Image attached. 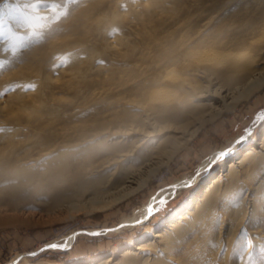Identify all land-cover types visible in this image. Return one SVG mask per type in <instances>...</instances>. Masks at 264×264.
<instances>
[{
	"label": "rangeland",
	"instance_id": "rangeland-1",
	"mask_svg": "<svg viewBox=\"0 0 264 264\" xmlns=\"http://www.w3.org/2000/svg\"><path fill=\"white\" fill-rule=\"evenodd\" d=\"M145 1L76 0V3L64 4L61 8L37 10L31 13L25 25L10 11L25 0H0V264H7L16 255L29 252L35 254L16 264L99 263L111 255H116L122 264H210L207 258L197 260L202 246L195 235L187 234L167 254L158 247L152 250L154 242L157 243L153 233L190 207L196 193L222 168H228L231 159L218 160L200 172L205 160L239 134L251 132L252 141L242 147L236 159L255 137L257 141L261 140L264 88L243 101L235 111L207 124L139 192L105 210L90 213L87 208L74 206L87 183L101 187L110 184L115 178L114 170L119 171L118 177L124 176V170L140 160L134 156L122 167L118 161L109 166L107 161L117 157L122 150L130 149L136 137L114 132L125 128L124 122V125L115 123L112 130L103 128L107 127L104 122L114 115L119 118L126 114L125 108L120 104L118 109L115 102L125 101V93L128 94L125 89L123 97L113 98L115 93L109 92L105 80L111 75L117 81L121 71L127 76L132 66L129 59L117 52L119 48L128 49L129 45L116 47L110 43L118 33L125 40L133 41L138 30L137 26L126 27L120 18L116 19L117 14L119 10L127 12L137 6L139 10H135L142 12ZM46 2L63 3V0ZM89 16L91 23L90 19L87 21ZM21 37L25 38L23 43H27V48L21 47ZM109 101H112L111 107ZM136 113L133 116L137 124L145 126L140 110ZM158 116L155 119L160 121ZM197 174V182L158 201L147 222L123 225L125 217L142 215L145 206L159 191L169 189L183 177ZM250 177H255V182L263 180L264 184V174H248L249 182L253 179ZM87 193L90 195V190ZM255 193L264 194V190H255L253 185L246 190L243 197L248 195L249 199L245 198L241 203L240 215L235 222L227 224L225 216L218 220L221 225H216L218 221L214 224L209 235L205 231L197 232L200 239L204 237L203 242L213 240L207 242L211 246L205 247L209 251L203 249L201 255L221 253L229 238L230 246L234 244L233 247L237 245L240 249L241 258L252 256L258 261L264 250V203L256 205L250 200ZM255 206L257 215L252 213ZM73 233H79L73 247H46L53 241L64 243ZM213 236H217V242ZM139 243L147 244L141 253L144 258L141 254L123 257L126 248Z\"/></svg>",
	"mask_w": 264,
	"mask_h": 264
},
{
	"label": "bare ground",
	"instance_id": "bare-ground-1",
	"mask_svg": "<svg viewBox=\"0 0 264 264\" xmlns=\"http://www.w3.org/2000/svg\"><path fill=\"white\" fill-rule=\"evenodd\" d=\"M115 6L117 8L118 5ZM141 7L144 9L142 12L130 8L127 12L119 10L117 14L116 19L120 18L126 27L137 26L138 30L135 31L137 38L133 41L125 40L118 33L113 36L116 39L110 43L111 46L120 45L118 47L123 44L129 45L128 49L119 48L117 52L129 59L132 66L129 73L127 71V76L122 75L123 71L120 72V80L117 78L116 81L111 75L105 80L109 92L117 95L113 94L114 97L111 95L113 98L123 97L125 89L128 90V94L125 93L127 102L122 99L117 102L113 100V103H118L117 107L121 104L120 107L125 108L123 112L126 114L119 118L118 115H114L104 122L107 127L103 128L112 130L115 123L124 125L122 124L124 122L126 127L113 129L114 132L136 137L130 149L122 150L117 157L107 161L109 166L114 161H118L122 163L120 165L122 167L134 156L140 160L138 164L124 170V176L118 177L116 173L119 171L114 170L113 182L103 187L88 185L86 182L83 192H80L81 197L77 198L74 206L77 209L87 208L90 213L102 208L108 209L107 207L142 190L160 168L198 136L207 124L235 111L243 101L249 100L264 88V0H146ZM89 17L86 18L87 21L90 19L91 23L92 17ZM109 102L111 107L112 101ZM135 110H140L146 122L145 126L137 124L133 116ZM156 115H159L160 121L155 119ZM170 132L171 135L161 136ZM261 137L259 141L255 137L253 143L241 151L240 157L236 159L235 156L242 147L252 141L249 134H239L232 142L222 146L217 153L202 163L200 172L206 171L218 160H225L227 157L231 159L227 163L228 168H222L196 193L190 207L181 211L179 216L169 221L165 227L153 233L157 243L154 242L152 250L158 247L168 254L172 248L174 249V245L178 241L181 242L188 234L198 237V242H201L203 247L200 246L202 250L197 253V260L203 257L207 258L210 264L214 262L254 264V259L250 260L249 256L245 259L241 258L240 249L237 245L233 247L234 244L230 246L228 237L225 238L227 240L221 253L206 251L207 255H201L203 249H207L206 246H211H208L207 242L209 244L213 240L208 238L210 242L208 240L203 242L204 237L200 239L201 235L199 237L197 232L205 231L206 235H209L214 224L225 216L228 218L227 224L235 222L240 215L238 210L241 203L248 198V195L245 197L243 195L251 185L255 190L262 189L263 192V180L255 182L256 176L250 177L253 178L250 182V179H247L248 174L249 176L264 174V132ZM221 152L227 154L222 159H215ZM198 179V174L193 177H183L169 189L159 191L145 206L142 215L125 217L122 221L123 225L147 222L152 217V209L158 201L175 195L178 190L197 182ZM89 190L90 195L87 193ZM250 193L252 195V190ZM253 196L250 200L256 205L264 203L263 193H255ZM254 212L257 215L256 206L252 213ZM255 215L251 216L255 217ZM218 222L219 224L216 225H221V222ZM79 233L66 237L64 243L53 241L46 247L55 244L58 246L56 248L69 249L76 243ZM214 241L217 242V239ZM146 246L147 244L139 243L126 248L122 255L123 257L134 254L139 256L143 250H146ZM34 254L30 252L18 254L7 264H16ZM116 258V255H111L102 262L122 264ZM102 262L78 264H102Z\"/></svg>",
	"mask_w": 264,
	"mask_h": 264
},
{
	"label": "snow or ice",
	"instance_id": "snow-or-ice-1",
	"mask_svg": "<svg viewBox=\"0 0 264 264\" xmlns=\"http://www.w3.org/2000/svg\"><path fill=\"white\" fill-rule=\"evenodd\" d=\"M76 3V0H63V3H48L46 0H36L35 3L32 2V0H25L23 4H17L13 9L10 11L13 13H16L21 20L24 21V24L26 25L29 21L31 13L43 9H55V8H61L64 6V4H73ZM22 43L21 47L27 48V43H23L24 39L23 37L19 38ZM249 135H251V132H249ZM227 153L221 152L215 159H222ZM211 163V161H210ZM51 248L58 247L55 244L49 245ZM249 259H253V257H249ZM254 264H257L256 261H254ZM258 264H264V250H261V254L258 258Z\"/></svg>",
	"mask_w": 264,
	"mask_h": 264
}]
</instances>
